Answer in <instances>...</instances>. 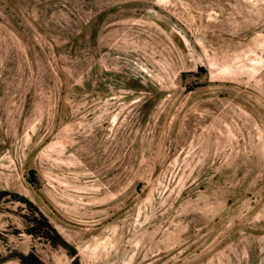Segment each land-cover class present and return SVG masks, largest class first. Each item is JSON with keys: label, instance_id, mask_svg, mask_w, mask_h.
Wrapping results in <instances>:
<instances>
[{"label": "rangeland", "instance_id": "obj_1", "mask_svg": "<svg viewBox=\"0 0 264 264\" xmlns=\"http://www.w3.org/2000/svg\"><path fill=\"white\" fill-rule=\"evenodd\" d=\"M29 253L264 264V0H0V264Z\"/></svg>", "mask_w": 264, "mask_h": 264}, {"label": "trees", "instance_id": "obj_2", "mask_svg": "<svg viewBox=\"0 0 264 264\" xmlns=\"http://www.w3.org/2000/svg\"><path fill=\"white\" fill-rule=\"evenodd\" d=\"M43 220L44 218L39 221V223L42 222V224H40L38 228L36 227V229H31L29 231L30 234L33 235L38 229L42 230L43 227H45L46 228L45 234L47 235L48 239L50 238L54 243H59V245L61 246L68 247L67 244L63 241V239L59 236V234L56 233L55 230L51 228L49 223ZM20 259L22 260L23 264H33L34 262L38 261V258L34 254H30L28 256H20Z\"/></svg>", "mask_w": 264, "mask_h": 264}, {"label": "crops", "instance_id": "obj_3", "mask_svg": "<svg viewBox=\"0 0 264 264\" xmlns=\"http://www.w3.org/2000/svg\"><path fill=\"white\" fill-rule=\"evenodd\" d=\"M250 171H252V174L255 173L254 170H251V169H250ZM259 207H260V202H259V201L257 202L256 206H255L253 203H251V205H250V209H251L252 211H251V213H250L249 215H250L251 217L253 216V218H254V219H252L253 221L255 220V215H254L255 212H257V213L259 212L258 209H257V208H259ZM248 211H249V209H248ZM31 235H32V234H31ZM30 254H31V253H29L28 255H30ZM28 255H23V256H28ZM19 258H20V257H19ZM21 261H22V260H21Z\"/></svg>", "mask_w": 264, "mask_h": 264}]
</instances>
